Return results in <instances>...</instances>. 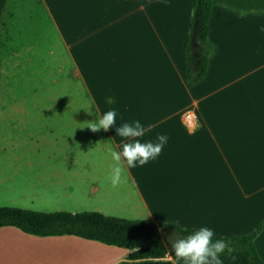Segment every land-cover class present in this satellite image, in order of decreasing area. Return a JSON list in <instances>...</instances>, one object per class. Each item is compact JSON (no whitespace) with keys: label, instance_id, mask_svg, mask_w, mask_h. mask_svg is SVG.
Instances as JSON below:
<instances>
[{"label":"crops","instance_id":"0c3cea01","mask_svg":"<svg viewBox=\"0 0 264 264\" xmlns=\"http://www.w3.org/2000/svg\"><path fill=\"white\" fill-rule=\"evenodd\" d=\"M195 1L31 0L25 7L22 0L6 1L0 93L9 83V58L15 76L24 36L53 27L63 56L55 67L45 60V76L58 74L60 82L49 80L44 92L58 86L66 98L0 105L13 121L0 129V206L98 211L196 231L207 227L214 237L246 234L263 221L264 0H214L209 40L216 51L205 78L189 84L186 44ZM41 11L42 24H21L22 15L38 19ZM110 110L116 124L107 132L84 128ZM136 120L153 126L141 142L164 134L168 143L145 166H125L113 188L108 149L122 151L127 141L116 129ZM68 142L75 147L68 149ZM255 244L264 260V228ZM128 254L75 235L0 227V264H117Z\"/></svg>","mask_w":264,"mask_h":264},{"label":"trees","instance_id":"16d2710c","mask_svg":"<svg viewBox=\"0 0 264 264\" xmlns=\"http://www.w3.org/2000/svg\"><path fill=\"white\" fill-rule=\"evenodd\" d=\"M7 0H0V21ZM214 0H196L190 34L187 40L185 77L189 84L205 78L211 56L216 48L209 40V19ZM197 21V23H196ZM15 226L26 233L39 236L75 235L129 250L117 264H175L165 262L169 246L166 237L174 231L187 236L196 230L170 223H153L105 215L98 211L38 212L10 206H0V227ZM264 228V219L252 231L230 237H213L229 241L235 249L232 256H221L223 264H264L255 240ZM165 233H168L165 234ZM138 249V251L136 250ZM172 256L175 258L174 254Z\"/></svg>","mask_w":264,"mask_h":264},{"label":"clouds","instance_id":"9594fccd","mask_svg":"<svg viewBox=\"0 0 264 264\" xmlns=\"http://www.w3.org/2000/svg\"><path fill=\"white\" fill-rule=\"evenodd\" d=\"M261 31H264V28ZM88 114L93 115L91 111H88ZM116 116L115 111H107L97 120L87 121L84 128L90 129L93 133L99 132L101 129L107 132L115 126ZM152 127V125H148L146 128L139 120H136L131 123H122L116 129L117 135L127 142L122 144L121 152H117L111 147L108 149L114 162L109 176L113 188L120 185L125 173V166L127 168L143 167L162 153L164 146L168 143L167 135H158L156 142H141L145 133L151 131ZM213 237L214 232L207 227H202L187 236L181 235L179 231H174L166 237V243L170 245V250L163 260L165 262L171 260L172 254H174L175 258L184 261V264H223L221 256L227 254L231 257L235 249L229 241L222 239L214 241ZM136 250L138 251V249Z\"/></svg>","mask_w":264,"mask_h":264},{"label":"rangeland","instance_id":"374dc122","mask_svg":"<svg viewBox=\"0 0 264 264\" xmlns=\"http://www.w3.org/2000/svg\"><path fill=\"white\" fill-rule=\"evenodd\" d=\"M27 1L22 0L24 7L27 5ZM20 9L22 5L18 4ZM42 11L39 14L38 19L29 20L26 15L21 16V24H42L43 15ZM26 47L21 53L20 57L17 58L18 63L13 66L14 78L10 76L11 73V58L6 61V73L9 83L4 84V89L0 93V105L1 104H26V103H43L44 97L47 98L46 102H49L51 98L54 102H63L65 95L59 94L58 86L53 90V94H45L44 87L51 82H60L58 74H55L56 69L54 68L53 73L55 75L45 76L48 74V69L45 67V60L48 61L49 66L55 67L59 61L60 56H63V50L60 44V39L51 27L50 30L45 31H34L24 36ZM23 40V38H22ZM28 45L30 49L28 50ZM9 64V65H8ZM8 67V68H7ZM11 78V79H10ZM60 86V85H59ZM1 87V84H0ZM9 88H14L12 91H8ZM12 112H0V119H6L4 122H0V129L3 127L10 129L13 124ZM69 141H74L70 139ZM75 147V143L71 146L68 142V149ZM118 217V216H117ZM170 250V246H169ZM100 254V253H99ZM102 255V254H101Z\"/></svg>","mask_w":264,"mask_h":264},{"label":"built area","instance_id":"2783aa9c","mask_svg":"<svg viewBox=\"0 0 264 264\" xmlns=\"http://www.w3.org/2000/svg\"><path fill=\"white\" fill-rule=\"evenodd\" d=\"M185 119H186L187 121H189V122H193V120H194V115H193V114H190V113H187V114L185 115Z\"/></svg>","mask_w":264,"mask_h":264},{"label":"water","instance_id":"95a60500","mask_svg":"<svg viewBox=\"0 0 264 264\" xmlns=\"http://www.w3.org/2000/svg\"><path fill=\"white\" fill-rule=\"evenodd\" d=\"M196 23H197V21H196Z\"/></svg>","mask_w":264,"mask_h":264}]
</instances>
